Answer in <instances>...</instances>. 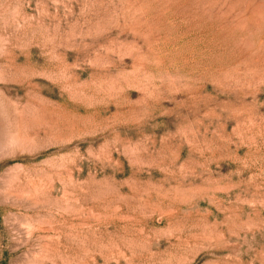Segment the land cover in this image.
<instances>
[{"label": "rangeland", "instance_id": "obj_1", "mask_svg": "<svg viewBox=\"0 0 264 264\" xmlns=\"http://www.w3.org/2000/svg\"><path fill=\"white\" fill-rule=\"evenodd\" d=\"M0 264H264V0H0Z\"/></svg>", "mask_w": 264, "mask_h": 264}]
</instances>
